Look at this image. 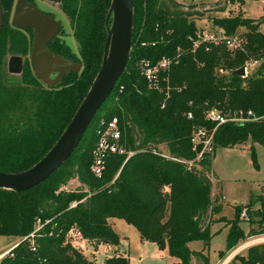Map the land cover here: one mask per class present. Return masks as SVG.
<instances>
[{"label": "trees", "instance_id": "obj_1", "mask_svg": "<svg viewBox=\"0 0 264 264\" xmlns=\"http://www.w3.org/2000/svg\"><path fill=\"white\" fill-rule=\"evenodd\" d=\"M226 1L243 5V0ZM14 3L0 0L5 17L0 35V172L16 174L32 168L53 148L92 87L103 61L112 0L60 1L80 55L66 43L55 42L52 49L82 69L67 74L55 86L46 85L33 72L30 40L9 23ZM192 17L176 0H134L127 69L78 148L37 187L21 193L0 189V236L29 237L1 258L0 264H93L67 243V234L77 227L96 246L117 247L121 238L110 225L112 219L135 227L142 242L167 250L178 260L173 264H192L194 258L211 264L204 252L192 251L189 244L199 241L208 246L218 232L212 233L211 225L218 222L231 225L228 251L221 253L225 258L247 236L264 235V229L246 234L240 227V207L233 220L221 217L205 223L212 206V181L206 173L214 155L205 154L197 163L202 171L152 152L165 145L172 158L195 160L202 145L194 151V133L203 128L214 131L216 123L207 119L212 110L225 115L253 111L264 116V33L260 30L264 14L259 20L243 16L214 20L225 36L242 40L239 51L200 41ZM11 56L21 58L20 74L10 72L7 62ZM163 58L176 61L168 73L169 97L151 90L140 71L142 61ZM253 63H259L253 72L236 74ZM113 118L119 119L124 142L135 154L129 159L110 157L104 175L97 178L90 172L96 132L102 121ZM249 141L264 146V119L221 125L213 137L214 152L245 147ZM251 151L255 159L254 145ZM75 177L87 191L61 190ZM73 203L77 206L72 207ZM39 221L43 228L30 238ZM248 252L247 258L236 257L228 264L237 260L264 264V243L251 246ZM105 264H129V260L115 253Z\"/></svg>", "mask_w": 264, "mask_h": 264}, {"label": "rangeland", "instance_id": "obj_2", "mask_svg": "<svg viewBox=\"0 0 264 264\" xmlns=\"http://www.w3.org/2000/svg\"><path fill=\"white\" fill-rule=\"evenodd\" d=\"M183 8L193 14L199 34L202 36L210 35L221 36V29L214 24L217 18H229L243 16L244 19L259 20L264 14V0H243V5L229 4L226 0H176ZM45 7L52 6L59 8L55 2L46 1ZM14 8V6H13ZM48 8V9H49ZM13 11V9H12ZM11 12L9 23L12 20ZM56 15L63 20L64 29L68 35H65V41L71 50L79 54V46L74 37L73 28L62 12L57 11ZM264 33V24L260 26ZM245 29H241V33ZM239 36V35H237ZM24 60V58L22 59ZM21 64L19 56H11L8 59V68L11 65ZM259 66L258 64L247 65V74L253 72ZM254 145L256 158H253L251 146ZM162 153L169 154L165 145L158 147ZM257 165V166H256ZM199 170L203 167L196 164ZM207 177L212 181V206L207 215L206 224L210 221L226 217L228 220L235 218L236 207L241 208L240 227L246 234L252 229L261 231L264 229V146L248 142L245 147H235L230 149L219 148L212 158L210 172ZM78 189L88 190V187L80 183L77 177L71 179L68 184L61 188L63 191H77ZM218 203V204H217ZM214 207H219L216 213L212 212ZM110 225L120 236L121 243L117 247H100L92 241H88L83 250L86 258L93 264H105L106 259L119 253L129 260V264H167L169 257L167 251H161L159 247L150 242H142L138 230L128 225L125 221L114 219L110 220ZM222 227V228H221ZM231 225L230 222H218L211 225V232L217 234L212 238L210 244L205 246L202 242H192L190 248L195 252H204L209 257L211 264H221L225 257L222 252L228 251L227 236ZM264 240V235L247 236L236 248L228 252L227 258L232 260L236 257H248L249 248L257 245ZM21 241V238L0 236V253L11 248L15 243ZM117 250V251H116ZM178 261V260H176ZM192 264H204L200 258H194ZM234 264H241L239 260Z\"/></svg>", "mask_w": 264, "mask_h": 264}, {"label": "water", "instance_id": "obj_3", "mask_svg": "<svg viewBox=\"0 0 264 264\" xmlns=\"http://www.w3.org/2000/svg\"><path fill=\"white\" fill-rule=\"evenodd\" d=\"M17 5L13 25L15 27H34L40 29L51 23L52 28L58 32V24L43 16L32 7L37 20L28 23L18 22L19 6ZM5 23L2 5L0 4V35ZM107 40L104 56L99 73L97 74L87 96L76 111L73 119L65 129L62 136L53 148L32 168L21 173L0 172V189L11 190L16 193L28 191L45 182L72 156L84 138L97 113L115 89L121 76L127 69L133 42L134 32V0H112L106 19ZM41 31V30H39ZM41 32L35 38L32 52V63L36 76L48 86L59 84L69 73H78L82 65L64 60L62 57L50 52L46 48L47 40H43ZM55 33V34H56ZM55 35H52L53 37ZM10 72L20 74L22 65L10 66ZM58 72V76L52 80L50 75ZM240 76H246V69L236 71ZM167 238V236H166Z\"/></svg>", "mask_w": 264, "mask_h": 264}, {"label": "built area", "instance_id": "obj_4", "mask_svg": "<svg viewBox=\"0 0 264 264\" xmlns=\"http://www.w3.org/2000/svg\"><path fill=\"white\" fill-rule=\"evenodd\" d=\"M198 38L200 41L214 44L216 46L220 44H226L232 51H239L242 49V40L238 37L229 38L225 36L224 31L221 30V36L215 37L210 35H201L198 33ZM196 48V43H195ZM174 58H163L156 62L149 60H144L140 64L141 75L146 79L148 86L151 90L163 93L165 92L167 97H169V77L168 73L171 70L172 65L175 63ZM246 69V67H245ZM247 70V69H246ZM164 84L166 86H164ZM166 88V90L164 89ZM164 107V106H163ZM192 118V115H189ZM207 119L213 123H216V127L212 133H208L206 129H198L195 131L192 142L194 145V151L198 150V147L202 145V150L197 155V158L192 161H185L172 158L170 154H165L158 149H152V152L156 155H160L164 158L171 159L177 162L186 164L189 168L194 167L198 162H200L205 154L214 155V142L213 137L221 125L227 123L244 124L247 122L259 121L264 119L263 117H258L253 111H238L234 114L225 115L218 110H212ZM97 144L92 152V164L90 166V172L97 178H101L106 169L107 163L110 157L114 155L127 156V159L132 157L135 152L129 151L126 143L123 139V130L120 127L119 119L113 118L111 121H102L97 132ZM77 203H73L72 207H76ZM48 222H46L47 224ZM43 225L39 221V226L36 231L30 235V238L35 237V233L40 231ZM29 237L21 239L20 243L26 241ZM67 243L71 244L74 248L83 252L88 240L85 239L77 227H73L67 234ZM264 243V240H261ZM84 253V252H83Z\"/></svg>", "mask_w": 264, "mask_h": 264}, {"label": "flooded vegetation", "instance_id": "obj_5", "mask_svg": "<svg viewBox=\"0 0 264 264\" xmlns=\"http://www.w3.org/2000/svg\"><path fill=\"white\" fill-rule=\"evenodd\" d=\"M20 1L22 2V4L19 6V15H18V22L20 24L28 23L30 20L32 21L33 19L37 20V18L35 16H33L34 14L31 13V11H30V10H32V7L35 8L38 12H40L43 16L49 18L50 20H52L53 22H56L58 24V32L57 33L52 28L53 25L51 23H48V24H46L45 27H43V28L40 27V29H39V30L42 31L41 35L43 37V40H47L48 39L47 44H46L47 50H49L50 52L58 55L52 49V47H53L55 42H60V43H66L67 44V42L65 41V35H68V34L66 33V31L64 29L63 20L60 19V17L56 15V12L57 11L62 12L63 15L67 18L68 22L70 23L71 28H73L69 18L66 16V14L63 12V10L60 7V1L61 0H15L14 8H13V11H12L13 12L12 20H11V24L12 25H13V21H14V17H15L16 8H17V5L19 4ZM46 1L55 2L57 5H59V8L54 7V6H52L50 8L48 7L49 9L46 8L45 7L46 6L45 5ZM13 27H15V26L13 25ZM15 28H17L22 33H24L30 40L31 47H30V52H29V59H30V62H31V66H32L33 72L35 73L31 56H32V52L34 50V44H35L36 35L38 34V32H41V31H39L38 29H36L34 27H27V28L26 27H15ZM52 35H55V36L51 37ZM58 74H59L58 72L52 73L50 75V79L54 80L58 76Z\"/></svg>", "mask_w": 264, "mask_h": 264}, {"label": "crops", "instance_id": "obj_6", "mask_svg": "<svg viewBox=\"0 0 264 264\" xmlns=\"http://www.w3.org/2000/svg\"><path fill=\"white\" fill-rule=\"evenodd\" d=\"M254 64H258V63H254ZM251 65H253V64H251ZM246 73H247V70H246ZM214 156H215V154H214ZM112 220H114V219H112ZM222 228V227H221ZM220 228V229H221ZM219 229V230H220ZM218 230V231H219ZM117 233V232H116ZM214 233V232H213ZM20 244V241H18L17 243H15L11 248H9L8 250H6V251H4V252H2V253H0V259L1 258H3L5 255H7L10 251H12L16 246H18ZM191 244V243H190ZM190 244H189V247H190ZM105 247V245H101L100 247ZM117 251V250H116ZM165 251H167V250H165ZM168 252V251H167ZM170 257V256H169ZM170 258H172L173 259V261H171V259L169 260V261H167V264H173V263H175V262H177L176 260V258H173V257H170ZM232 261V257L231 258H224V260H223V262L221 263V264H228V263H230ZM210 263H211V261H210Z\"/></svg>", "mask_w": 264, "mask_h": 264}]
</instances>
